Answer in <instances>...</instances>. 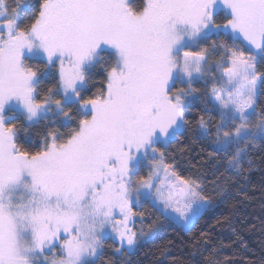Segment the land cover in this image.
Segmentation results:
<instances>
[{"label":"snow or ice","instance_id":"obj_1","mask_svg":"<svg viewBox=\"0 0 264 264\" xmlns=\"http://www.w3.org/2000/svg\"><path fill=\"white\" fill-rule=\"evenodd\" d=\"M262 104L264 0H36L23 20L0 0V264H116L165 223L191 233L213 197L170 148L194 126L247 181Z\"/></svg>","mask_w":264,"mask_h":264},{"label":"trees","instance_id":"obj_2","mask_svg":"<svg viewBox=\"0 0 264 264\" xmlns=\"http://www.w3.org/2000/svg\"><path fill=\"white\" fill-rule=\"evenodd\" d=\"M35 2L36 0H5L9 8L19 4L22 20L32 10ZM42 79L44 83L51 82L47 76ZM190 118L194 121L196 114ZM44 130V123L32 128V138L37 143L39 137L35 134L42 135ZM180 147L187 150L180 154L177 152ZM170 151L177 154L180 167L185 173L195 171L192 165L197 166L212 194L213 207L191 233L181 226L165 223L158 235L144 242L128 256L114 254L111 249H106V259L114 257L116 264H209L206 256L211 254L221 264H224L225 256L232 257L229 264H264V146L257 145L251 150L253 167L250 172L245 173L247 181L227 171L223 154L218 157L208 155L212 148L207 140L198 135L194 126L180 136ZM212 180H216L225 190L223 194L213 192L214 185L209 183ZM238 183H245L244 191L250 199L244 200L236 195ZM201 232L209 233L213 242L211 245L195 243L200 239ZM237 235L247 243V250L239 242L234 243ZM108 243L112 241L109 240ZM213 247L217 249L215 253L212 252Z\"/></svg>","mask_w":264,"mask_h":264},{"label":"rangeland","instance_id":"obj_3","mask_svg":"<svg viewBox=\"0 0 264 264\" xmlns=\"http://www.w3.org/2000/svg\"><path fill=\"white\" fill-rule=\"evenodd\" d=\"M180 226L183 227L182 225H180ZM183 228H184V227H183ZM148 240H149V239L145 240L144 242H146V241H148ZM144 242H143V243H144ZM134 251H136V250H133V252H134ZM131 253H132V252H131Z\"/></svg>","mask_w":264,"mask_h":264}]
</instances>
